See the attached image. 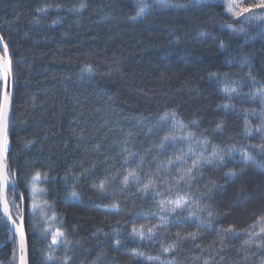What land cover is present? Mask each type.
<instances>
[{
    "label": "trees",
    "instance_id": "trees-1",
    "mask_svg": "<svg viewBox=\"0 0 264 264\" xmlns=\"http://www.w3.org/2000/svg\"><path fill=\"white\" fill-rule=\"evenodd\" d=\"M138 2L0 0V38L14 78L7 171L24 195L28 264H64L66 257L68 264H161L173 258L176 264H261V237L247 233L264 227V152L252 147L264 143V133L257 131L264 100L252 98L264 89V21L251 20L250 14L238 20L228 11L230 3L238 11L257 0H168L167 7L147 0L151 6L133 19ZM224 88L237 93L229 96ZM173 113L175 122L161 120ZM189 131L194 137H187ZM165 136L175 140L160 150ZM205 138L207 145L200 143ZM125 146L138 155L121 167ZM213 147L234 149L232 158L218 168L206 165L185 190L194 201L204 193L200 207L205 210L194 216L185 211L181 219L165 221L150 241L130 237L133 226L161 223L154 215L155 201L175 198L164 180L156 186L162 196L142 195L135 183L121 192L124 176L140 157L145 159L137 170L142 186L147 174L157 173L153 157L166 163L189 148L207 149L205 155H210ZM241 150L253 156L246 166L239 163ZM192 159L189 155L182 167H190ZM241 167L246 170L235 181L225 179V173ZM176 171L171 169L173 177ZM37 172L39 178L33 180ZM115 173L119 175L113 178ZM106 176L108 195L100 196L92 185ZM33 185L38 188L36 203L51 208L44 213V226L50 230L46 243L41 242L39 217L30 210ZM72 191L78 193L75 201ZM7 195L10 209L19 206L12 215L21 214L12 187ZM114 200L120 204L118 214L105 211ZM229 226L239 235L221 231ZM57 228L70 243L53 246L54 259L44 261L46 244ZM245 240L255 242L249 246ZM172 244L177 245L175 252L162 251ZM134 250L152 259L138 262L131 255ZM0 264H17L15 239L1 217Z\"/></svg>",
    "mask_w": 264,
    "mask_h": 264
},
{
    "label": "snow or ice",
    "instance_id": "snow-or-ice-1",
    "mask_svg": "<svg viewBox=\"0 0 264 264\" xmlns=\"http://www.w3.org/2000/svg\"><path fill=\"white\" fill-rule=\"evenodd\" d=\"M156 3H158L161 7H167L169 6L168 0H155ZM197 3H200L201 0H196ZM151 5L147 2V0H139L138 2V11L136 13V16L133 17V19H139L142 17L146 10ZM177 7H184V5H175ZM81 9L85 7V5L82 3L80 5ZM257 10H264V0H257V2L248 4L247 6H240L238 11L233 10V6L231 3L228 6V11L231 12L232 16L237 18L239 20L240 17L245 16V14H250L249 19L251 20H260L264 21V15H256ZM233 32H235L237 29L232 28L231 25H228ZM242 30V29H241ZM204 33H201V36H204ZM2 39V38H0ZM221 47H223V44H221ZM5 53H7V47L5 45ZM11 71L10 68V61H7L5 63L0 64V72L3 73V79L5 82V92L3 95L2 100H0V157L5 156V154L8 151V123H9V117H8V110L10 105V96L8 95L6 88H7V79L8 74ZM89 73H91L93 70L89 67L87 69ZM217 74H213V76H216ZM249 75H251L249 73ZM223 91L231 96L233 93H237L236 88H224ZM257 96L261 97L262 100H264V89H261L257 93L252 94V98L255 99ZM225 109L229 107V105H223ZM262 121L260 128L257 129V131H260L264 133V112L261 113ZM162 121H168L172 120L175 122L176 117L175 113H173L171 116L168 114H165V116L161 117ZM182 128H186L187 126L183 125V122H179ZM193 124L196 122L193 121ZM247 124V121H246ZM218 129L221 127L220 125L217 126ZM245 132L247 135H251V132L248 131V129H245ZM131 135V133H129ZM194 133L191 131L187 132V137H194ZM186 137H181V139H184ZM172 140H175V137L173 136H165L164 139L161 141V143L158 145L160 150H163L166 146V144ZM128 141L125 140L123 142V145H127ZM200 143L207 145L208 140L205 138L203 141H200ZM97 149H99V145L96 146ZM252 147H258L261 149L262 152H264V143H261L259 145H254ZM149 152L151 149L148 150ZM207 149H204L202 151L196 152L193 151L191 148H189L188 153H184L181 151L178 155H176L175 160L169 159L166 163L159 161L157 157H153L157 161V173H149L147 174L149 178L147 179V182H144L141 186L140 177L137 175V170L141 168V166L145 163L144 157H140V162L136 165L135 169H132L128 172L126 176H124L121 184V192H123L125 189H127L130 185V183H135L137 190L142 195H158L162 196L163 193L157 189V182L159 180H164L166 184L169 186L167 187V191L171 194L175 192V198L168 199V200H158L155 201V206L157 208V212L154 213V215H157L161 221L159 225H156L155 227H146L145 225H141L139 228L133 226L131 229V232L129 233L130 237L133 239H138L140 241L144 240H152L156 236V228H163L165 227V221L169 219H181L182 214L185 211H188L189 216H194L199 211H204V208L200 207V202L204 198V193L200 194V197L197 200H192V193L189 191H185L186 189H190L193 184L192 182L196 179L198 175H203V169L206 165H210L212 167H220L226 159H231L234 149L230 148L228 150L219 149L217 147H213L212 152L210 155H205V152ZM122 155L124 156L123 163L121 167H124L129 164L130 159L136 157L138 154L129 152L127 147L122 148ZM191 155L194 157L192 159V163L190 167H182L183 165L187 164V157ZM240 161L239 163L242 166H246L249 162L253 160V156L250 155V153L247 150H241L240 153ZM173 167H176L177 171L175 176L171 174V169ZM245 167H241L239 172L236 171H230L225 173V179H231L235 181L236 178H238L239 175H242L245 171ZM160 172H169L168 176H160L158 173ZM40 173H36L33 177V180L39 178ZM83 176L84 173H81ZM93 175L95 173L93 172ZM115 175H119V173H115ZM110 183L108 180V177L106 176L103 180H100L97 183H93L92 187L93 189L100 195V196H107V185ZM8 184V173L6 171V168L4 166H0V191H3L5 186ZM25 187H28V182L25 181ZM207 187V186H206ZM212 187H216L213 185ZM210 191V189H209ZM31 195H32V203H31V209L33 217H39L40 222V228H41V242L46 243L47 237L49 235V228L44 226V222L47 220V217L44 215L45 211H51V208L47 203L43 206L38 205L36 203V188L33 185L31 187ZM70 197L73 201L78 199V193L76 191H72L70 193ZM20 199H24V195L20 194ZM3 203V212L4 215L8 218L9 221H12L13 224H16V221L13 220L10 210H9V203L6 199L2 201ZM193 206H195V211H193ZM18 207V206H17ZM120 210V204L119 201L114 200L112 204L105 209V211L110 213L118 214ZM207 214L209 217L212 216L211 210L207 211ZM52 219H55V216L53 215ZM119 223V222H118ZM204 227H211V224H206ZM114 231L119 235V230L114 229ZM225 234H231L233 237L238 236L239 232L234 228V226H229L225 229L221 230ZM16 233L20 237L19 247H20V264H27L26 257H25V241H24V230H23V221H22V215L20 217V223L16 224ZM250 237L251 236H259L261 237L260 243L257 244V247H260L261 244H264V227H261L259 232H248L247 233ZM105 235H109L105 233ZM192 239L196 238L195 233L189 234ZM176 236L178 240L181 238V234L178 232L176 233ZM225 236H220V242L221 244L224 243ZM255 241L253 240H245V245H251ZM70 241H68L67 237L65 236V233L60 230L59 228L56 229L54 233L51 234V243L46 244L48 254L44 257V261H52L54 259L52 252L54 251L53 246L58 245H67ZM115 245L117 249L121 245V240L117 238L115 240ZM176 244L169 245L166 248H162V251L164 253L168 252H175L176 251ZM132 257L134 260H137L138 262L142 261V259H152V257H145V254L143 252L139 251H132L131 252ZM70 258L66 257L64 264H68V260ZM221 260H223V257H221ZM161 264H176L175 259H171L168 261H162ZM204 264H209V261H204ZM261 264H264V261L261 262Z\"/></svg>",
    "mask_w": 264,
    "mask_h": 264
},
{
    "label": "water",
    "instance_id": "water-1",
    "mask_svg": "<svg viewBox=\"0 0 264 264\" xmlns=\"http://www.w3.org/2000/svg\"><path fill=\"white\" fill-rule=\"evenodd\" d=\"M0 42H1L0 46H1V49H2V52H0V64L5 63L7 61H10V68H11V71L8 74L7 88H6V91H7L8 95L10 96V105H9V110H8V117H9L8 135H9L10 122H11V119H12L14 78H13V68H12V63H11V60H10L9 53H8V51H7V53H5V44L2 42V40ZM0 80H1L0 100H2L4 92H5V82H4V79H3V73L2 72H0ZM0 166H4L6 168V171H7L6 154H5V156L0 157ZM7 173H8V171H7ZM9 187L13 188L14 192L16 193V195L19 198L20 205H21V215H22V221H23L24 241H25V257H26V261H27V264H28L27 236H26V231H25V227H24L25 204H24V200L20 199V194L21 193L11 183V181L9 179V175H8V184H7V186H5L3 191H0V217H1L2 221L5 223V225L8 227L9 232L12 234L13 238L15 239L16 246H17V264H20V256H21L20 247H19L20 237L16 233V224L20 223V218H17V217L13 218L12 217L13 220L16 221V224H13L12 221L8 220V218L4 215V212H3V203H2V201L4 199L7 200V192H8V188ZM9 210H10V214H11L10 205H9Z\"/></svg>",
    "mask_w": 264,
    "mask_h": 264
},
{
    "label": "rangeland",
    "instance_id": "rangeland-1",
    "mask_svg": "<svg viewBox=\"0 0 264 264\" xmlns=\"http://www.w3.org/2000/svg\"><path fill=\"white\" fill-rule=\"evenodd\" d=\"M35 186V185H34ZM35 188H36V194H38V188H37V186H35ZM8 194V193H7ZM9 195H11V194H9ZM15 195V194H14ZM7 197H8V195H7ZM29 198H30V200H31V202H30V210L32 211V209H31V203H32V195H31V190H30V195H29ZM8 203H9V205H11V200L10 199H8ZM18 205H13V208H11V210H12V212L13 213H17V212H19V206L17 207ZM21 208V207H20ZM12 214V213H11ZM13 218L14 217H17V218H20V216H21V214H18V215H11Z\"/></svg>",
    "mask_w": 264,
    "mask_h": 264
}]
</instances>
